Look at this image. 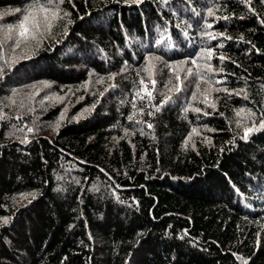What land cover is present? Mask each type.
Wrapping results in <instances>:
<instances>
[{
  "label": "trees",
  "instance_id": "1",
  "mask_svg": "<svg viewBox=\"0 0 264 264\" xmlns=\"http://www.w3.org/2000/svg\"><path fill=\"white\" fill-rule=\"evenodd\" d=\"M35 2L0 0V264H264V0H64L50 32Z\"/></svg>",
  "mask_w": 264,
  "mask_h": 264
},
{
  "label": "snow or ice",
  "instance_id": "2",
  "mask_svg": "<svg viewBox=\"0 0 264 264\" xmlns=\"http://www.w3.org/2000/svg\"><path fill=\"white\" fill-rule=\"evenodd\" d=\"M135 2L139 3V2H141V0H135ZM165 2H167V0H165ZM248 2L250 3V0H248ZM63 3H64V0H44L43 3H41V0H36L34 5L32 6L33 9H38L39 12L43 14V20L45 23V27L49 32L51 31L53 20L63 19V16H60V8H59V5L63 4ZM214 7H215V5H213V7H208V9H207V16L208 17H214L217 20H219L221 18L228 19L227 16H224V17L215 16ZM17 11H19V10H17ZM193 11L195 12L196 10L193 9ZM67 15H69V13L65 12L64 16H67ZM196 15H200V13L196 12ZM32 16H33V12H32V10H29L28 14L24 15L21 22L16 26V32H17L16 37H11V36L8 37V39H11L13 44L16 47H19L22 42H26L28 39H32V40L36 41L37 43H39V37L43 35V33H41L39 31V24L33 20L31 31H30L29 27L27 26L29 24L30 18H32ZM262 23H264V21H262ZM188 27L191 28L192 25L188 24ZM203 27L205 29V32L203 35H206L210 40L223 37V35H224L223 33H219V32H216V33L207 32V29H210L213 27V24L208 23L207 20H205ZM9 31L11 32L12 29L10 28ZM158 31H159V29H158ZM187 35H188L187 32H185L184 36L187 37ZM225 38L230 39V37H225ZM170 41H171L170 37H165L164 40H157L156 43L157 44H165L166 42L170 43ZM217 47H223V44H219V45H217ZM0 48H3L2 43H0ZM212 56H213V49L201 48L199 50V52L197 53L196 57L190 61V63L193 66L197 67V70L194 72L192 67H188L186 70V75H185L184 79L187 80L189 76H192L195 78V81H196L197 92L192 93V99L193 100L197 99V93H199L200 95H204V100H205V102L207 101V95L205 94L207 92V89H205L204 92H200V81H206L209 84L223 83V81H220V80L213 81L203 74L202 70H206L208 73H213V68H212L211 64L208 63V61L211 60ZM158 59H160V58L159 57L147 58L145 63H146V65H148V67L142 69L143 71L149 73L148 79L151 82L152 90H149L148 84H146L145 80L143 78H141L139 81V84L142 85L143 87L139 91H137L135 94V96L139 97L141 100H144L147 97V99L149 100V103L154 98L153 97V91L155 90V86H156V80L152 78V72L150 71V69L154 67V65L152 64V61H155ZM218 59L223 61L225 59V57L223 55H220L218 57ZM200 60H204L205 63L203 65H199L198 61H200ZM124 63H125V65H127V61H125ZM187 63H189V62L188 61H181L180 62V64H187ZM7 64H8V61H5V63L3 65H0V78H2L3 73H4V68L7 66ZM166 66L170 70H173V71H175V68L177 67L176 65H173V64H167ZM140 71L141 70H137V75H140ZM112 78H114V77H109V79H112ZM175 79L178 82L175 85V90L177 92H179L182 90L183 81L181 80V77L179 74L175 75ZM168 84H172V81L169 80ZM45 86H47V85H45ZM165 86L167 87V85H165ZM112 87H115V85H112ZM169 90L171 91V89H169ZM216 91H227V89H216ZM141 92H143V95H141ZM229 94H232V93H229ZM236 94L237 95L243 94L244 98L247 99L246 89H244V88L239 89L236 92ZM37 95H38V93H37ZM170 99H171L170 96H166L165 99L162 100L158 105H152L154 111H159L164 106V104H166ZM132 104H133V107L135 108V97L133 98ZM212 106L214 107V105H212ZM192 110L195 112L201 111L199 108H194ZM140 111H141V113H143L142 108L140 109ZM186 111H187V109H186ZM243 111H244V109H240L239 112H237V115H239L240 112H243ZM249 114L253 115V116L255 115V113L251 112V111ZM148 115L149 116L153 115V112L150 111L148 113ZM3 118L4 117L2 115H0V119H3ZM17 119H20V117H17ZM128 119L132 120L133 116H129ZM140 122L141 121H137V123H140ZM260 126L264 127V115H262V118L260 121ZM148 127L150 128V127H152V125L148 124ZM17 130L24 131V128H18ZM27 131L32 132L33 129L27 128ZM193 131H195V130H193ZM252 131H253V128H251V127L246 128L244 131V137L246 138L248 136V134Z\"/></svg>",
  "mask_w": 264,
  "mask_h": 264
},
{
  "label": "rangeland",
  "instance_id": "3",
  "mask_svg": "<svg viewBox=\"0 0 264 264\" xmlns=\"http://www.w3.org/2000/svg\"><path fill=\"white\" fill-rule=\"evenodd\" d=\"M43 16V15H42ZM15 33V31H12V34Z\"/></svg>",
  "mask_w": 264,
  "mask_h": 264
}]
</instances>
